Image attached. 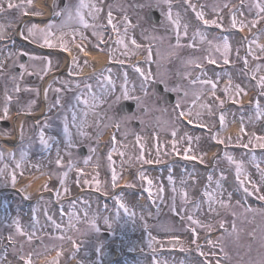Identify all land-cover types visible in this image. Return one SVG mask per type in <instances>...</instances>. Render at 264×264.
<instances>
[{"label": "rangeland", "instance_id": "obj_1", "mask_svg": "<svg viewBox=\"0 0 264 264\" xmlns=\"http://www.w3.org/2000/svg\"><path fill=\"white\" fill-rule=\"evenodd\" d=\"M117 8H119V5H117ZM128 8L132 7L129 6ZM22 11L27 12L31 10L30 8H24ZM36 12L39 13V11ZM21 31L24 32V35L28 39L42 42L46 49L57 46L53 41V38H51L53 37V34L49 35L48 33L51 32V30L46 27L40 28L38 24H35L33 21H29L25 25L16 22L9 32L0 34V36H10ZM82 35V32L79 30L72 31L69 35L70 38H68L67 41ZM97 35L100 39L103 38V28H97ZM127 40L128 37H125L124 43ZM18 46L19 45L12 48H5L4 46L0 47V93L2 92V98L0 101L3 99L4 103V105L0 103V113L2 115L5 114L6 116H9V112H11V107L8 108L7 106L9 101L13 100L17 95L15 92L16 87L25 92L24 97H30L27 102L28 104L25 103V107H30L32 94L35 96V100L38 98L36 101L33 98V103L39 101L40 97H43L44 103L46 100L51 103L52 106L55 105L53 94L57 89V86H49V88L47 87V90L41 89L39 80H41L43 85L47 84L44 75L54 67L52 64L56 62L57 59H51L55 57L48 56V60H46V57L42 52H35V50H31L30 48H26L25 50L22 49L23 51H20L21 47ZM171 51L173 50L171 49ZM21 52H24L28 56V60H26L24 64H21L19 59ZM200 55L202 54L200 53L199 56ZM121 57L120 54H117V58L115 57L114 59L119 60ZM7 61L9 65L5 66V62L7 63ZM148 64L149 61H146L145 66L147 67ZM17 65L22 67V75L24 79L35 72L38 78L37 81H21L19 74L15 72V66ZM117 68L121 69L122 67H114V74L117 73ZM138 68L140 70H145L144 66H139ZM156 70H160V63H158ZM106 78L107 73H104L102 81L106 80ZM27 79L29 80V77H27ZM120 96H124V94H120ZM114 102L115 99L111 104L115 106ZM103 110L104 114H107V118L105 119V122L101 124L100 131H98L99 129L96 131V133L99 132L98 135H103L105 131L112 127L119 119V116L118 119L115 118L116 113L114 112L113 114L109 104L105 106ZM164 118L167 119L168 117ZM127 121L128 119L122 120L124 127H126ZM74 128L78 130L80 128L79 124L74 125ZM134 132L135 131L132 127L121 130L118 140L119 152L114 148L117 147V140L115 144H112V142H106L109 138V130L108 134L103 136V141L97 139L98 146H93L92 142H89L91 148H95L100 155L96 153L95 155H88L86 158L81 159L80 155H78L75 150H72L71 152L63 153L61 156L60 160L70 157L67 161L62 162L59 160L60 163L58 162L55 168L51 169L50 167L51 170H49L48 173H52V175L56 176V182H61L62 189L59 196L70 195L81 199L86 194H82L83 192L78 191V188H89L93 190L92 196L89 198L84 197L83 199H95L94 204L97 207V216L99 218H96L93 223L87 222L86 225H80V229L72 232L73 235L69 241L86 239L90 248L93 247V245L104 246L106 242L99 239L91 240L89 236L92 232H96V234L99 235V232L102 230H113L112 240L115 239V245L104 246L102 248L106 251V257L108 259L113 255L112 247L117 249V254H122L123 261L116 264H207L206 261H210L212 264H232L230 263L232 259L237 260V263L234 264H241L240 261H242V256L247 259V264H264V254H261L264 250V230L255 233L256 239L255 241H251L249 239L253 231L250 232L248 228L246 230L247 233L244 234L240 229L236 237L237 240L234 241L238 242L236 245L237 247L235 246L231 249L230 246L227 247V244L235 234H227L230 226L225 220L227 215L221 216L223 209H220L221 211H218L217 213H211L215 214V216H212L205 213L206 210L204 209L203 204L197 206H189L185 204L187 201L198 195L199 192L204 194V197H208L212 194L213 190H216L219 191L218 195L223 196L221 190L222 188H227V186L224 185L226 183V178L224 177L222 178V181H217V178L214 179L212 177L214 179L212 185H210V183L204 185L205 181H200L196 187L187 184L182 186L179 183V181L182 180L179 174L180 169L179 167L173 166V170H171L174 172H171L170 174L167 173L165 178L160 179L166 180L167 183L158 182L157 177H150V183L142 185L138 179L133 178L134 164L131 157L132 155H124L126 144L129 143V140H132ZM194 136L195 135H193V137ZM260 142L263 143L264 140H261ZM100 149L104 151L99 152ZM110 150H115L118 153L114 172H111L110 166L106 164V160L108 159L107 152ZM12 154V163L8 166L12 170L13 175H18L16 170L21 169L22 167L20 162L21 158L15 151ZM44 157L47 159V164L49 165L53 159L52 155L44 154ZM86 164L90 165V167H86ZM61 165L62 167H60ZM92 165L100 166V169L98 168L91 171ZM84 170H88L90 173L84 175ZM55 171H57V173ZM24 173L30 172L25 171L19 173V175H23ZM109 173L111 176H109ZM239 173H241V170ZM142 177L145 178L146 175L144 174ZM28 179L36 181L35 183L40 181L37 180V174L36 176H29ZM46 179L51 180L50 177H47ZM121 180L124 182H130L123 187H119V181ZM116 185L117 187H115ZM52 186H47V188H51ZM184 188L188 189L183 191ZM99 192L110 195L114 194L116 195L117 201L113 200L111 203H107V205L103 206L99 203ZM223 197L225 198L226 196ZM185 198L187 199L185 200ZM236 205L241 213L243 205L240 203H236ZM216 206L217 205L214 207L216 208ZM259 208L262 209L261 207ZM191 211L195 213H191ZM175 213L180 216L178 222L173 219V214ZM199 216H209V221H197L196 219ZM246 216H248V214H246ZM12 219H15L14 216H12ZM211 221L212 223H210ZM235 223L239 227L243 224L242 221L239 220H236ZM218 226L224 227L223 234L215 240L210 237L206 238V233H210ZM145 229L147 230L146 232H144ZM193 231L195 233L197 232L195 237L192 235ZM48 235L49 236L41 237L43 240H46L47 248L39 246L32 251L31 243H27V253L31 252L33 254L30 258L31 263L29 264H37L39 258L42 259L40 260L41 262L49 260V263L44 264H66L65 261L74 255L75 257L80 256V258L76 260H80L81 262H83L81 256L85 258L86 261L92 262V258L87 256L89 251L80 252L78 248L71 251H67V249V252L60 253L58 257L47 259L48 254H52L54 248L57 249L63 243L68 245V240L65 237L57 234V236H54L50 233H48ZM7 236H10L14 241L17 240L20 242L22 240L21 234L18 235L12 233ZM5 237L6 236H1L0 238L4 239ZM199 242H202V244ZM241 242L245 245L240 246ZM109 243H111V240ZM195 246L197 247L194 254L191 252L188 253V250ZM221 249L223 252L224 250L229 252L227 258L225 257V253L223 254V252H221ZM128 250H132V252L137 255H135V257L130 254L125 255L124 253ZM257 250L260 252L259 255L257 254ZM183 252L188 254H183ZM16 253V247H10L6 256L5 254L0 256V261L6 264H20V262L14 260ZM209 256L215 257L217 260H212Z\"/></svg>", "mask_w": 264, "mask_h": 264}, {"label": "flooded vegetation", "instance_id": "obj_2", "mask_svg": "<svg viewBox=\"0 0 264 264\" xmlns=\"http://www.w3.org/2000/svg\"><path fill=\"white\" fill-rule=\"evenodd\" d=\"M65 2H66V1H65ZM113 2H115V1H113ZM145 2H147V0H145ZM138 5H139V2L136 1L135 4H134L135 9H140V8H138ZM167 24H168V22L164 23V25H167ZM159 29H160V31H164L165 27H161V28H159ZM166 29L169 31V27H166ZM148 33H150V32H148ZM143 111L145 112V109H143ZM38 130H39V128H38V126L36 125V126H35V131L38 132ZM30 135H31L30 133L24 132V133L22 134L21 139H22L23 141H25V140H27V139L30 137ZM5 197H6V199H12V200H15V199H16L15 194L12 193V192H7L6 195H5ZM35 212H36V209L34 208V209H33V214H35ZM48 217L51 218L49 215H48Z\"/></svg>", "mask_w": 264, "mask_h": 264}, {"label": "bare ground", "instance_id": "obj_3", "mask_svg": "<svg viewBox=\"0 0 264 264\" xmlns=\"http://www.w3.org/2000/svg\"><path fill=\"white\" fill-rule=\"evenodd\" d=\"M42 1H43V0H40V3H41V4H43ZM92 55H94V54H92ZM91 57H97L99 60H100V58H101V64H103V63L105 62V60H106V55H105V54L97 55V56H91ZM36 189H37V188L34 187V192L37 191Z\"/></svg>", "mask_w": 264, "mask_h": 264}]
</instances>
